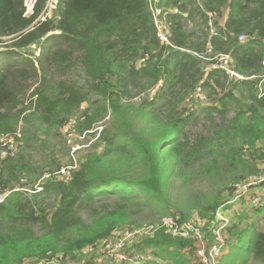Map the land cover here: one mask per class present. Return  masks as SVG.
Segmentation results:
<instances>
[{"label": "trees", "instance_id": "trees-1", "mask_svg": "<svg viewBox=\"0 0 264 264\" xmlns=\"http://www.w3.org/2000/svg\"><path fill=\"white\" fill-rule=\"evenodd\" d=\"M45 2L26 17L23 0H0V264H94L97 258L116 264L97 247L122 227H139L133 205L165 203L176 167L225 142L233 166L246 151L263 159L256 153L264 143V0H60L48 21L33 28ZM154 8L164 11L170 44L158 38ZM218 54L229 55L231 69L244 78L216 66ZM197 92L205 103L190 104ZM137 98L143 101L136 106ZM201 117L219 124L191 140ZM72 120L79 137L97 139L78 164L52 158L38 171L28 152L2 157L1 140L20 122L27 129L15 143L30 149L41 133L57 137ZM64 167L68 174L61 176ZM244 172L258 173L250 165ZM225 203L209 206L200 229L210 261L216 214ZM247 219L239 216L223 230L227 252L215 264L264 263V232L253 224L241 230ZM200 244L194 231L174 236L158 224L139 250L129 248L140 259L121 264H204Z\"/></svg>", "mask_w": 264, "mask_h": 264}, {"label": "rangeland", "instance_id": "rangeland-1", "mask_svg": "<svg viewBox=\"0 0 264 264\" xmlns=\"http://www.w3.org/2000/svg\"><path fill=\"white\" fill-rule=\"evenodd\" d=\"M165 21L160 23V29L162 32L165 31ZM38 85L32 86V89L26 93L23 97V101L26 105L32 103L34 97L32 96L35 88ZM204 94V93H203ZM142 98H137L133 102L134 105H138L142 102ZM190 104H203L202 101H199L195 98H190ZM88 104H85L82 108H87ZM28 113V112H27ZM112 118L110 115L105 119L103 123L105 126L110 125ZM212 122V120H211ZM215 124L211 127L210 123L204 118L201 117L200 121L195 125V127L190 130L189 138L193 140L195 137L206 136L210 130H213L216 124H219V120L214 122ZM100 127H104V125ZM74 120L66 127L60 131V135L57 137L46 136L40 134L41 140L30 141V144L33 145L32 148L26 149L23 146L18 147L12 139L5 137L4 141L8 143L9 146L13 147V155L18 156L20 152H28L31 155L29 161L34 165L36 170L43 168L52 158L62 161L63 165H76L78 164L83 153L90 150L91 144L94 143L97 139L94 136H84L79 137L73 129ZM146 124L142 125L144 127ZM17 131L22 133L27 128L22 122L17 126ZM22 135H20V138ZM44 141L46 143L44 144ZM24 142V141H23ZM229 147V144L224 146H219V148H209L206 152H203L200 159H197L190 164H183L179 167H176L174 171L171 172L169 177L165 194L166 199L165 203H155L145 208L133 205L131 208L135 211L132 215L138 226H134V229H129L131 231H142L144 228L150 226L160 225L161 222H169L170 218L173 215H176L177 218L181 215H184L186 218V226L191 227L195 233L200 234L201 240L203 243L199 245L198 255L202 262L205 264H215L220 259V257L226 254V247L223 243L217 242L216 239L213 241V246L211 247L209 253L211 255V261L207 257L206 252L208 251V242L203 238V234L200 233V229L204 228L206 223H208L207 218L209 213H206V210L210 205L215 202L227 203L231 200L232 188L241 180L236 181L237 177H244L242 180L251 179L249 177L254 175H260L264 172V143L259 145V153L256 155H262L263 159H254V156L246 151L244 153V158L239 162H236L237 165L233 166L230 163L228 156H225V149ZM245 165H250L252 169H255L258 173L247 175L244 172ZM137 170L132 169V173H135ZM24 181V180H23ZM27 180H25V183ZM256 192L262 193L261 189ZM250 191L249 194H251ZM106 202V201H104ZM250 198L247 197L246 200L237 203H230L226 206V203L223 205L224 208L217 212L216 214V223L227 224L231 226L232 223L236 222L239 216H246L247 221L241 222L239 225L241 230H245L248 227V224L255 225L256 229L259 231H264V215L258 216L257 211H253V208H263L264 204L260 206L250 204ZM117 203V201H116ZM108 206L111 204V201L107 202ZM116 205V204H115ZM114 205V206H115ZM239 206L249 207V209L242 208ZM226 207V208H225ZM260 213H264L263 211ZM138 227V228H137ZM127 227H122L120 231L114 234V237L111 240L101 243L96 252H106L108 249L114 248L116 244V239L119 237V234L125 231ZM222 236V235H221ZM226 237L230 238L229 235ZM145 239L139 235L138 246L128 247V249L139 250V246L142 243V240ZM223 247V249H222ZM129 249V250H130ZM223 250V251H222ZM94 250L87 251L90 254ZM201 252V255H200ZM25 264H46V263H35L28 261ZM47 264H58L56 262H50ZM66 264H75L72 262H67ZM94 264H113L108 259L97 258ZM247 264H264L257 261H254L252 258L249 259Z\"/></svg>", "mask_w": 264, "mask_h": 264}, {"label": "built area", "instance_id": "built-area-1", "mask_svg": "<svg viewBox=\"0 0 264 264\" xmlns=\"http://www.w3.org/2000/svg\"><path fill=\"white\" fill-rule=\"evenodd\" d=\"M23 1H24V7H25L24 15L26 17L33 16L39 0H23ZM59 2L60 0H46L44 8L42 9L39 16L35 19V22L32 24V27L35 28L39 24H42L48 21V19L50 18L54 10L57 8ZM163 13H164L163 9L154 8L153 15H154V20H155V26L157 28V35L162 44H170V41H169L170 26L166 22V19L162 18ZM210 17H211V20L209 21V26L211 27L210 33L215 34V31L213 29V19H212L213 14H210ZM163 21H165V24H164L165 31L164 32H162V30L160 29V25H159L160 23L162 24ZM239 40L241 42H246L248 38L245 35H242L239 37ZM210 52L211 51L209 50V53ZM212 60L216 62L215 63L216 66H220V68L225 70L227 75L230 76V78H234V77H237L239 79L244 78L242 75L234 72L231 69V58L229 55L218 54L214 56ZM263 83H264V76H263ZM263 95H264V88L260 87L259 96L261 97ZM191 98L198 99L199 101L206 100L205 96L200 92L195 93ZM73 126H75V120H74ZM97 130L101 132L103 130V127H99ZM18 131L14 134L7 135L6 137H9L13 141H15L14 137L17 136L18 138H20V135H21V133H19ZM1 143H2V157L6 156L9 150H11L13 154L14 152L13 147L9 146L8 143L4 141V138L1 140ZM58 174L61 176H66L68 174V168L66 167L62 168L58 172ZM49 176L50 175L45 174L43 178H48ZM249 178L251 179H245L232 187V198L231 200H229V202L226 203V206H228L230 203L242 202L243 200H246L247 197L250 198V201H251L250 204L252 205L260 206L261 204H264V172L260 175L251 176ZM259 188L261 189L262 193H258L256 192L257 190H253V189H259ZM41 190H42L41 188L38 189V191H41ZM250 191H252L251 194H249ZM2 200L3 198L0 199V202H2ZM260 207H263V206H260ZM222 208L224 207L222 206ZM226 223L225 224L219 223L218 228L214 229V239H216L217 242L223 243V239H222L223 236L221 235H223V230L226 227H228ZM161 225L166 227L168 231L174 236H188L191 231H194L191 227L186 226V222L180 225L174 220L173 217L170 218L169 222L162 221ZM154 230H155V226L144 228L142 229V231L125 230L121 232L119 237L116 239V244L114 248L108 249L104 253H106L107 258L111 259L113 262H116V264H121L124 262L136 263V261L140 259V256L137 254V252H131V250H129L128 247L139 244V240H138L139 235H141L144 238H147L152 234ZM195 236L199 240H201L199 233L197 234L195 233ZM201 241L203 243V240ZM200 255H201V252H200ZM144 256L142 258H144ZM148 259H151V257L148 256ZM201 261H202V256H201ZM203 263L205 264V262Z\"/></svg>", "mask_w": 264, "mask_h": 264}, {"label": "crops", "instance_id": "crops-1", "mask_svg": "<svg viewBox=\"0 0 264 264\" xmlns=\"http://www.w3.org/2000/svg\"><path fill=\"white\" fill-rule=\"evenodd\" d=\"M239 207H242V208H246V207H244V206H239ZM250 208V206L249 207H247L246 209H249ZM253 212V211H252ZM260 212H262V211H260ZM259 212V214H258V216L260 217V216H262V215H264V213H260ZM264 212V211H263ZM264 232V231H263Z\"/></svg>", "mask_w": 264, "mask_h": 264}]
</instances>
